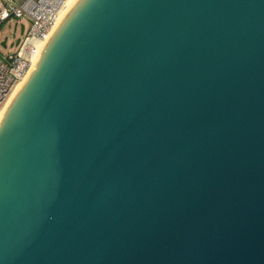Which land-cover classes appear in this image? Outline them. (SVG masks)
I'll use <instances>...</instances> for the list:
<instances>
[{"label":"water","instance_id":"obj_1","mask_svg":"<svg viewBox=\"0 0 264 264\" xmlns=\"http://www.w3.org/2000/svg\"><path fill=\"white\" fill-rule=\"evenodd\" d=\"M0 116V264H264V0H74Z\"/></svg>","mask_w":264,"mask_h":264},{"label":"built area","instance_id":"obj_2","mask_svg":"<svg viewBox=\"0 0 264 264\" xmlns=\"http://www.w3.org/2000/svg\"><path fill=\"white\" fill-rule=\"evenodd\" d=\"M67 0H0V22L26 18L30 22L26 38L44 40ZM36 45L24 55L19 50L0 55V110L7 102L16 84L30 67V58Z\"/></svg>","mask_w":264,"mask_h":264},{"label":"rangeland","instance_id":"obj_3","mask_svg":"<svg viewBox=\"0 0 264 264\" xmlns=\"http://www.w3.org/2000/svg\"><path fill=\"white\" fill-rule=\"evenodd\" d=\"M2 23H0L1 25ZM30 22L26 18H9L0 28V55L17 50V43L23 41L28 34ZM4 42L6 46H4ZM13 43V46H11ZM9 46L12 48L9 51Z\"/></svg>","mask_w":264,"mask_h":264},{"label":"bare ground","instance_id":"obj_4","mask_svg":"<svg viewBox=\"0 0 264 264\" xmlns=\"http://www.w3.org/2000/svg\"><path fill=\"white\" fill-rule=\"evenodd\" d=\"M74 0H67L65 2V5L64 7L62 8V10L60 11L58 17H57V20L54 22V25L52 28H54L55 24L57 23V21L59 20V18L63 15V13L67 10V8L70 6V4L73 2ZM44 41L41 40L38 42L37 44V47L35 48V51L34 53L31 55V58H30V67L29 69L27 70V72L25 73V75L22 77V79L16 84V86L14 87L11 95L9 96L7 102L4 104V106L2 107V109L0 110V116L2 114V112L4 111L5 109V106L8 104V102L10 101V99L12 98L13 94L16 92L17 88L19 87V85L21 84L22 80L25 78L26 74L29 72V70L32 68L33 66V62H34V59L35 57L37 56L39 50L41 49L42 45H43Z\"/></svg>","mask_w":264,"mask_h":264},{"label":"crops","instance_id":"obj_5","mask_svg":"<svg viewBox=\"0 0 264 264\" xmlns=\"http://www.w3.org/2000/svg\"><path fill=\"white\" fill-rule=\"evenodd\" d=\"M12 1H18V0H12ZM4 21H6V20H4ZM4 21H2L0 23L3 24ZM2 24L0 25V28L2 27ZM38 42L39 41L35 40L34 38H26V36H25L23 41H20V42L17 43V45H16V46H18L17 50L22 52L24 55H27V50H29V47L31 45H36V47H37ZM4 46H6L5 42H4ZM11 46H13V43H11ZM11 46H9V51L12 48ZM17 50H14V51H17Z\"/></svg>","mask_w":264,"mask_h":264}]
</instances>
